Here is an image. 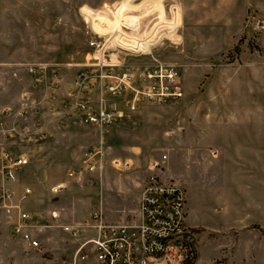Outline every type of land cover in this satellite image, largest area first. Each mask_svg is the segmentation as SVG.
Segmentation results:
<instances>
[{
    "label": "rangeland",
    "instance_id": "374dc122",
    "mask_svg": "<svg viewBox=\"0 0 264 264\" xmlns=\"http://www.w3.org/2000/svg\"><path fill=\"white\" fill-rule=\"evenodd\" d=\"M111 32L129 47L114 48L112 58L132 67L138 83L160 86L164 72L174 69L182 91L205 87L210 67L264 68V0H0V154L27 158L15 181H3L26 214L17 233L18 209L13 219L0 212L4 262L60 264L79 243L62 227L78 228L81 239L90 236L97 208L109 222L138 220L140 191L160 168L159 116H172L181 96L143 101L134 110L116 98L122 111L107 127L85 122L66 106V89L90 54L87 39ZM32 64H47L59 81L55 90L51 75L40 83L50 86V104L37 113L32 103L46 94L27 71ZM148 73L163 76L144 77ZM94 148L102 154L92 170L85 169L84 154ZM77 169L80 174L69 175ZM26 187L30 192L22 199ZM239 209L247 221L260 219L259 207L243 197ZM217 224L199 234L187 224L199 262L215 256L227 264H264V223H238L234 231ZM24 233L38 237L40 250L25 242Z\"/></svg>",
    "mask_w": 264,
    "mask_h": 264
},
{
    "label": "built area",
    "instance_id": "2783aa9c",
    "mask_svg": "<svg viewBox=\"0 0 264 264\" xmlns=\"http://www.w3.org/2000/svg\"><path fill=\"white\" fill-rule=\"evenodd\" d=\"M119 37L112 32L109 36L104 33L89 36L87 45L90 54L87 60L79 63L72 84L66 89L65 105L83 115L85 122L110 126L122 111L114 105L116 98H122L125 107L134 110L140 102H164L182 94L174 69L164 72L165 81L160 80V86L138 83L132 67L125 68L122 62L112 58L114 48L128 47ZM27 71L35 85L45 82V78L51 75L54 77L52 89L59 88V81L47 64L28 65ZM150 76L157 79L163 75H144L146 78ZM99 154H102L99 148L88 149L84 154L83 167L92 170ZM26 163L27 158L21 154H0V212L7 219H13L15 209H18L17 224L14 225L17 233H20V220L25 219L26 214L19 210V202H13L12 190L5 188L3 181H15ZM114 163L122 164L119 160ZM81 171L70 170L68 173L80 174ZM29 192L30 189L26 187L21 198H25ZM184 204L185 192L180 185L150 175L139 194L136 222H109L104 219L102 210L97 208L92 211L93 223L90 228L93 234L90 236L81 239L78 228L72 225L62 227L74 240L79 241L62 264H83L90 256L97 264H227L219 258L207 263L199 262L193 233L185 221ZM23 239L34 250H40L38 237L24 233Z\"/></svg>",
    "mask_w": 264,
    "mask_h": 264
},
{
    "label": "crops",
    "instance_id": "0c3cea01",
    "mask_svg": "<svg viewBox=\"0 0 264 264\" xmlns=\"http://www.w3.org/2000/svg\"><path fill=\"white\" fill-rule=\"evenodd\" d=\"M261 68L246 63L229 69L210 67L205 87L184 86L180 102L171 106L173 115L159 116L156 162L160 168L156 176L184 189L185 220L199 229L198 234L215 228L211 224L216 223L222 231H234L238 223L244 226L264 223V68ZM41 85L46 97L32 103L36 113L47 101L50 104L47 99L50 86L46 83L35 87ZM241 197L259 207L260 219H245L246 212L242 214L239 209ZM201 243L200 238L199 253ZM214 258L218 257L202 261L207 263ZM0 264L10 263L0 260ZM83 264L97 263L90 256Z\"/></svg>",
    "mask_w": 264,
    "mask_h": 264
}]
</instances>
